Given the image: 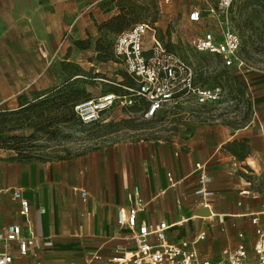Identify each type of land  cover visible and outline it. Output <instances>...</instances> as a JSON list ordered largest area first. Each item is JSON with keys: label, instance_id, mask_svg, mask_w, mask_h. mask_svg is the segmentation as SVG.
<instances>
[{"label": "crops", "instance_id": "0c3cea01", "mask_svg": "<svg viewBox=\"0 0 264 264\" xmlns=\"http://www.w3.org/2000/svg\"><path fill=\"white\" fill-rule=\"evenodd\" d=\"M101 1L0 0V106L35 84L47 89L39 80L64 34L69 31L64 43L84 40L95 23L113 15ZM219 120L198 123L180 144L146 143L52 160L0 150V231L18 224L36 240L25 255L13 242L0 243V252L13 256L11 264H112L129 248V230L117 222L116 211L135 201L138 223H174L170 242L189 241L183 237L196 228L194 218L243 220L250 237L248 221L264 212V103H250V115L239 126ZM200 175L210 180L201 184ZM134 187L139 198L132 200ZM15 189L29 201L28 215L20 214ZM193 247L204 258L212 253Z\"/></svg>", "mask_w": 264, "mask_h": 264}, {"label": "rangeland", "instance_id": "374dc122", "mask_svg": "<svg viewBox=\"0 0 264 264\" xmlns=\"http://www.w3.org/2000/svg\"><path fill=\"white\" fill-rule=\"evenodd\" d=\"M116 1L119 4L122 0H103L100 5L108 14H115L119 11ZM209 1L214 5L217 0ZM130 2L144 7L139 21L156 22V37L165 48L169 44L171 51L192 66L197 83L221 87L220 99L215 104L200 107L194 105L190 98H184L175 102L179 104L167 106L151 119L144 118L142 110L130 109L118 103L105 109L97 122L83 124L72 116L70 109L62 110L63 107L69 108L71 103L63 104L59 110L46 109L51 106V103H46L38 106L36 112L26 118L29 114L18 110L16 96L0 106V150L23 159L52 160L77 157L98 149L130 148L158 142L180 144L186 136L194 133L200 122H210L218 117L221 122L239 126L250 115V103H264V0H237L231 7V25L242 41L240 55L245 66L241 71L226 68L216 55L200 53L191 47L192 38L203 30L204 25H207L205 23L213 25L205 12L199 23L188 20V12L192 7L206 6L203 0ZM100 23H95V31L91 30L87 34L88 38L82 40L87 43V48L76 47L72 40L61 45L58 55L53 56L46 66V76L39 80L41 86L51 88L64 82L68 71L62 63L67 58L71 67L83 70V75L69 80V83L74 82L72 87L80 90L79 100L120 89L114 85V81L121 80L124 70L113 57L115 33L100 31ZM150 36V33L144 36L145 48L151 45ZM45 64L43 60V66ZM95 75L97 77H93ZM235 77L239 84L234 83ZM36 86L26 90V94L40 91ZM258 217L263 220L264 212L259 213ZM192 221L196 223V228L183 238L193 242L192 246H201L204 252L209 249L212 253L207 257L212 261L218 260L221 248L232 240L244 242L248 251L252 252L255 233L250 220V237L243 231V220L194 218ZM173 234L174 231L170 235Z\"/></svg>", "mask_w": 264, "mask_h": 264}, {"label": "built area", "instance_id": "2783aa9c", "mask_svg": "<svg viewBox=\"0 0 264 264\" xmlns=\"http://www.w3.org/2000/svg\"><path fill=\"white\" fill-rule=\"evenodd\" d=\"M203 1L206 6L192 7L188 12V20L199 23L203 20L205 12L213 25L205 23L207 25H204L203 30L192 38L191 47L200 53L216 55L226 68L233 66L241 71L245 66L240 55L242 42L232 28L230 15L231 7L237 0H217L214 5L209 0ZM68 32L64 34L60 46L68 38ZM147 33L151 35V45L145 48L144 36ZM112 52L117 63L119 62L124 72L132 78L134 85L121 86L126 94L103 93L98 97L75 103L73 113L83 124L97 122L102 112L113 104L131 105L135 97L143 99L142 113L146 119L156 117L167 106L177 105L179 103L175 102L184 98H190L194 105L200 107L215 104L220 99L221 87H207L197 83L192 66L175 52L167 50L156 37L154 23L140 22L118 34ZM167 176L170 178L169 184L173 185L171 174L167 173ZM209 180L208 176L200 175L201 184ZM198 192L206 194L203 188ZM79 194L85 202L88 197L86 191L81 189ZM12 197L19 203L20 214L28 215L30 203L22 196L21 190L15 189ZM129 197L132 200L139 198L138 187L133 188ZM135 202L127 209L120 207L116 211L117 222L129 230V248L112 257V264H264V220H260L258 215L250 218L255 233L252 252L248 251L244 243H238L235 247L223 248L218 260L214 262L210 258L199 256L192 246L193 242L168 241L167 233L174 223H138L139 207ZM10 242L16 243L18 254L22 256L36 240L33 236H24L21 227L11 223L0 231V243ZM12 261V255L0 252V264H11Z\"/></svg>", "mask_w": 264, "mask_h": 264}, {"label": "trees", "instance_id": "16d2710c", "mask_svg": "<svg viewBox=\"0 0 264 264\" xmlns=\"http://www.w3.org/2000/svg\"><path fill=\"white\" fill-rule=\"evenodd\" d=\"M116 5L117 8L119 5V11L117 10L116 14H113L108 20L101 22L98 26L100 31H108L111 33H115V37L118 34L126 30H129L135 24L142 22L139 20H140V16L144 12V7H142L141 5H137L133 2H130V0H122L119 4L118 1H116ZM148 22L154 23L155 21H148ZM73 45H75L80 49H84L88 47L87 43L83 42L82 40L73 41ZM166 49L171 51L169 44H166ZM63 62L64 63H62V66L64 69L68 71V74H67V78L64 80V82L61 85L47 88L41 91H32V92L29 91V95H27L26 92H22L17 95V108L18 110H20V112L29 114L27 115L26 118H29L30 114L32 113L34 114L38 106H42L46 103H51V106L47 107L46 109L55 108L58 110L59 108H61L63 104L71 103L69 108L63 107L62 110L70 109L72 116L75 117L73 113V105L80 101L89 99L87 98V99L79 100L80 90L72 87V84H74V82L69 83L70 82L69 80H71L72 78L83 75L82 74L83 70L81 68H74L73 66L71 67L68 61H63ZM231 67L235 68L233 66ZM93 77H97V75ZM233 81L235 84L240 83L237 77H235ZM116 84H118V86ZM114 85L116 87H119L120 89L117 91V89L115 88L105 93L111 92L118 94H126L127 92L123 90L121 86H133L134 82L129 75H127L124 71H122L121 80L114 81ZM125 107L135 110H143L144 101L141 98L135 97L133 98L132 104L127 105ZM1 122L2 121L0 120V124Z\"/></svg>", "mask_w": 264, "mask_h": 264}]
</instances>
